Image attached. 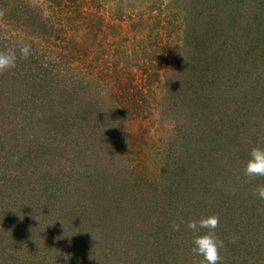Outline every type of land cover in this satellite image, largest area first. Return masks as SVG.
Masks as SVG:
<instances>
[{"label":"rangeland","instance_id":"obj_1","mask_svg":"<svg viewBox=\"0 0 264 264\" xmlns=\"http://www.w3.org/2000/svg\"><path fill=\"white\" fill-rule=\"evenodd\" d=\"M60 1L68 25L0 0V51L32 48L0 72V264H199L178 190L219 217L221 264H264L237 212L264 203V0Z\"/></svg>","mask_w":264,"mask_h":264},{"label":"clouds","instance_id":"obj_2","mask_svg":"<svg viewBox=\"0 0 264 264\" xmlns=\"http://www.w3.org/2000/svg\"><path fill=\"white\" fill-rule=\"evenodd\" d=\"M17 52L21 58L27 59L32 54L31 44L21 41L18 49L0 51V72L15 68ZM244 174L250 178L264 177V147L251 148L244 164ZM255 194L264 200V184L256 186ZM184 223L172 224L171 230L181 231ZM218 226L219 217L215 215H202L186 222L187 229L193 234L191 251L202 258L199 264H221L220 249L224 244L216 235Z\"/></svg>","mask_w":264,"mask_h":264},{"label":"trees","instance_id":"obj_3","mask_svg":"<svg viewBox=\"0 0 264 264\" xmlns=\"http://www.w3.org/2000/svg\"><path fill=\"white\" fill-rule=\"evenodd\" d=\"M57 3L59 5V10L56 14L61 19L62 14L64 13L63 21H65V23L68 25V23L71 22L70 18H68V16H67V13H69L68 7H67V10L64 12L63 8H60V5L62 2L60 0H58ZM61 23H62V21H61ZM62 25H64V24L62 23ZM51 75H52L51 72H48L47 77H49V76L51 77ZM200 99H201V97H200ZM200 99H198V100H200ZM195 100H196V98H195ZM196 132H198V131H196ZM180 161H181V159H180ZM165 166H166L165 172L170 173L172 175L173 174L172 171H174L176 169V166H174L171 163V161L170 162L167 161ZM178 170L180 171V174H182V175H186V173H187V170H182L180 168H178ZM177 174L178 173L173 174V178L172 177L168 178V181H166V182H169L170 185L175 184L176 180H178V178H176ZM187 175H189V174H187ZM187 180H186V182H187ZM186 187H189L188 183H187ZM98 189L102 193L105 192V190H103V188H98ZM189 191H192V190H189ZM189 191H187V190L183 191V193L181 194V192L178 190L176 195L174 194V192L172 193L171 199L174 201H177L176 204L179 205V208L177 207L176 210L171 211L172 217L175 215V217L178 218L180 214L182 216H184L186 210H189V212H187V216H189V220L195 219L199 216L198 206H196V204L188 203L189 207H187V208L184 206V202L187 199L192 198V196H190ZM171 199H169V202L171 201ZM169 205H172V204H169ZM242 207L243 206L240 205L238 207L239 210L237 211L241 216L243 214V218H240L242 221V224H241V227H239V230L243 234L244 233L256 234L255 237H257V234H259V231L264 230V203L259 204V205H254L250 209L246 208L245 211L242 210L243 209ZM199 209H201V206H199ZM88 210L90 211V208H88ZM190 210H191V212H190ZM149 230H152L156 233H160L161 230L162 231L166 230V225L162 224V222H160V219L158 217H156L154 220H152L151 225L149 226ZM235 233H239V231H238V228L234 227V230H231V234H235ZM256 248L258 249V246H256Z\"/></svg>","mask_w":264,"mask_h":264}]
</instances>
